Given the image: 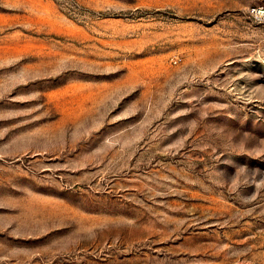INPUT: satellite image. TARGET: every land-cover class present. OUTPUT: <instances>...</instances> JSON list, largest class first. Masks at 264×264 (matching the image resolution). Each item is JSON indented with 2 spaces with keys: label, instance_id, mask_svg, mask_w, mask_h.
<instances>
[{
  "label": "rangeland",
  "instance_id": "1",
  "mask_svg": "<svg viewBox=\"0 0 264 264\" xmlns=\"http://www.w3.org/2000/svg\"><path fill=\"white\" fill-rule=\"evenodd\" d=\"M264 0H0V264H264Z\"/></svg>",
  "mask_w": 264,
  "mask_h": 264
},
{
  "label": "built area",
  "instance_id": "2",
  "mask_svg": "<svg viewBox=\"0 0 264 264\" xmlns=\"http://www.w3.org/2000/svg\"><path fill=\"white\" fill-rule=\"evenodd\" d=\"M252 12L260 18H264V6L254 7Z\"/></svg>",
  "mask_w": 264,
  "mask_h": 264
}]
</instances>
